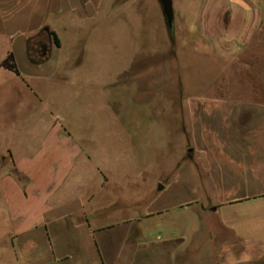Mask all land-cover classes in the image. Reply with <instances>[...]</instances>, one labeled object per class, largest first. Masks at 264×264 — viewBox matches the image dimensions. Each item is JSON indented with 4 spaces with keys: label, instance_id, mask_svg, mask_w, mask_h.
I'll list each match as a JSON object with an SVG mask.
<instances>
[{
    "label": "rangeland",
    "instance_id": "1",
    "mask_svg": "<svg viewBox=\"0 0 264 264\" xmlns=\"http://www.w3.org/2000/svg\"><path fill=\"white\" fill-rule=\"evenodd\" d=\"M203 1L173 0L172 33L159 0H104L93 20L60 32L68 61L55 72H73L63 81L71 96L65 127L111 173L110 198L135 202L136 211L149 199L174 201L183 166L194 169L203 201L264 190V27L228 54L215 30L196 22ZM8 47L0 36L1 142L31 132L15 125L24 85L2 65ZM95 96L97 114L86 108ZM230 148L241 150V165L229 160ZM213 163L242 168L237 187L211 180L204 168ZM226 218L248 235V256L263 257L264 197L226 205L207 224Z\"/></svg>",
    "mask_w": 264,
    "mask_h": 264
},
{
    "label": "crops",
    "instance_id": "2",
    "mask_svg": "<svg viewBox=\"0 0 264 264\" xmlns=\"http://www.w3.org/2000/svg\"><path fill=\"white\" fill-rule=\"evenodd\" d=\"M203 2L196 22L215 30L228 54L248 45L264 27V0ZM103 3L0 0V36L9 45L5 54H13L19 70L13 80L24 85L15 125L31 130L0 140V264H264V256H248L249 237L237 220L207 224L222 207L264 197V190L232 191L203 201L194 169L183 166L174 201L149 199L136 211L135 202L110 198L111 173L95 164L65 127L71 96L63 81L73 72H55L68 61L60 32L93 20ZM46 26L58 34L61 45H52L49 59L36 64L28 58V39ZM5 83L0 82V91ZM88 107L97 114L102 103L95 96ZM239 127L241 137L245 128ZM230 150L229 160L242 163L241 150ZM204 170L230 189L243 173L214 163ZM160 186L164 192L166 186Z\"/></svg>",
    "mask_w": 264,
    "mask_h": 264
},
{
    "label": "trees",
    "instance_id": "3",
    "mask_svg": "<svg viewBox=\"0 0 264 264\" xmlns=\"http://www.w3.org/2000/svg\"><path fill=\"white\" fill-rule=\"evenodd\" d=\"M52 45L59 47L61 41L58 34L46 26L37 34L29 37L27 44L29 60L36 64L44 63L49 59ZM2 65L14 71H19L14 62L13 54H9Z\"/></svg>",
    "mask_w": 264,
    "mask_h": 264
},
{
    "label": "water",
    "instance_id": "4",
    "mask_svg": "<svg viewBox=\"0 0 264 264\" xmlns=\"http://www.w3.org/2000/svg\"><path fill=\"white\" fill-rule=\"evenodd\" d=\"M169 31L173 32L174 7L173 0H159ZM192 151V150H190ZM162 187V185L160 186Z\"/></svg>",
    "mask_w": 264,
    "mask_h": 264
}]
</instances>
